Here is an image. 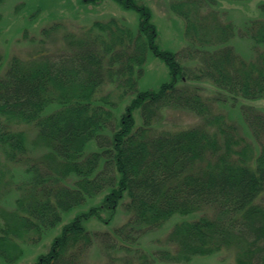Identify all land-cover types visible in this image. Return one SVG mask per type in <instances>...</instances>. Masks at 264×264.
<instances>
[{
    "label": "trees",
    "instance_id": "trees-1",
    "mask_svg": "<svg viewBox=\"0 0 264 264\" xmlns=\"http://www.w3.org/2000/svg\"><path fill=\"white\" fill-rule=\"evenodd\" d=\"M114 1L137 12V35L114 19L94 22L82 36H64L66 52L12 57L0 77V155L27 167L14 207L0 211V264L17 260L21 243L35 242L64 213L102 192L99 205L65 224L48 252L31 264H85L95 243L108 255L138 254V264H182L224 249L233 251L235 264H264V205L259 202L264 154L252 159L251 149L240 146L234 129L200 95L178 87L184 79L207 80L233 100L264 99V2L258 7L262 18L239 30V39L249 43L248 57L230 45L233 26L221 24L213 9L218 0L174 2L171 9L184 22L188 54L192 51L201 64L192 70L182 67L181 53L159 49L146 6L136 0ZM58 28L42 29L38 42L43 44ZM23 37L36 42L26 31ZM148 51L162 60L170 78L154 91H139ZM2 62L0 53V68ZM107 85L115 96L98 95ZM162 109L190 112L200 124L152 136ZM241 116L253 137L264 135L263 116L245 109ZM20 126L35 130L41 154H28ZM92 145L95 150L87 152ZM124 199L130 214L126 223L112 233L86 229L91 217L102 220L106 213V221L111 220ZM192 215L197 217L175 223L167 234L172 251L139 253L145 232L174 216Z\"/></svg>",
    "mask_w": 264,
    "mask_h": 264
},
{
    "label": "rangeland",
    "instance_id": "rangeland-1",
    "mask_svg": "<svg viewBox=\"0 0 264 264\" xmlns=\"http://www.w3.org/2000/svg\"><path fill=\"white\" fill-rule=\"evenodd\" d=\"M149 9L151 23L156 28V43L160 50L182 54L180 61L182 67L195 70L201 67L196 55L192 51L188 54V40L185 37L183 20L172 12L171 5L178 0H136ZM264 0H247L243 2H232L230 0H218V4L213 9L220 14L221 24H231L233 26V38L230 45L236 53L243 57L250 55L248 42L239 39V30L246 22L262 18L258 7ZM211 10L210 8H208ZM205 9V12L208 11ZM0 53L3 55V62L0 68V77L3 76L9 66L12 57L24 59L34 55L39 51H48L50 54L66 52L64 36L73 34L82 36L94 22H107L111 19L117 20L130 31L137 35L139 16L136 11L122 7L114 0H100L96 3L84 4L80 0H4L0 4ZM58 25L56 32L52 33L43 44L39 41L40 32L44 28ZM25 31L28 37L34 38L36 42H29L24 39ZM191 50V49H190ZM169 72L166 65L158 57L153 56L149 51L143 66V74L138 79L139 91H154L159 86L169 80ZM179 88H185L189 92H195L201 96L209 105L211 112L223 118L225 125L232 127L237 138L241 141L240 146L246 145L251 149L252 159L257 158L260 153L264 154V135L259 138L252 136L248 126L242 118V110H249L264 117V99L256 101H245L241 99L233 100L218 91L209 81H186L178 83ZM98 95H105L113 88L109 85L100 89ZM123 104L119 105L121 114ZM135 128L140 126L138 111L134 114ZM200 124V119L190 112L184 110L162 109L151 127L152 136L161 133H175ZM20 130L25 132L26 147L30 156L41 154L42 150L36 144V132L31 126H20ZM216 130V129H215ZM211 128L210 131H214ZM36 147V148H35ZM239 147V146H237ZM235 147V148H237ZM95 150L90 146L87 152ZM25 163H9L0 155V211H10L14 207V201L18 197V186L27 177L25 173ZM105 192L92 197L86 202L64 213L61 221L54 227L47 230L41 238L34 237L35 242L27 240L20 244L21 255L12 263L3 264H31L41 255L48 252L53 239L59 235L62 227L69 223L75 216L88 211L91 207L99 205ZM259 202L264 205V194L260 196ZM127 199L118 205L111 220L106 221V213L101 214L102 220L91 217L85 221V227L90 233H112L114 229L120 227L130 217L124 208ZM197 215L179 217L174 216L159 229L145 232L139 239V253L145 256L154 255L156 252L174 248L167 246L166 237L175 223L183 220H193ZM33 237V236H32ZM31 237V238H32ZM134 255L125 253L105 254L98 243L93 244L89 250L85 264H105L110 259L115 260V264H138ZM154 264H168L155 261ZM182 264H235L234 253L231 250H221L215 254L196 257L187 263Z\"/></svg>",
    "mask_w": 264,
    "mask_h": 264
}]
</instances>
